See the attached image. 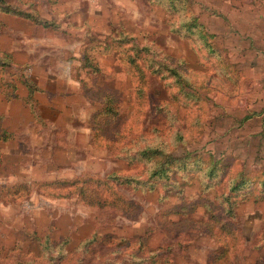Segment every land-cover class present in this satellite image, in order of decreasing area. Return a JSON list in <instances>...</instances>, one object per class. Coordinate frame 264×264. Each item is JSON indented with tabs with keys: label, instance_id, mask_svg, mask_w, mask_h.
I'll use <instances>...</instances> for the list:
<instances>
[{
	"label": "rangeland",
	"instance_id": "1",
	"mask_svg": "<svg viewBox=\"0 0 264 264\" xmlns=\"http://www.w3.org/2000/svg\"><path fill=\"white\" fill-rule=\"evenodd\" d=\"M184 4L0 0V264H264V0Z\"/></svg>",
	"mask_w": 264,
	"mask_h": 264
},
{
	"label": "trees",
	"instance_id": "2",
	"mask_svg": "<svg viewBox=\"0 0 264 264\" xmlns=\"http://www.w3.org/2000/svg\"><path fill=\"white\" fill-rule=\"evenodd\" d=\"M156 1L162 3L169 11H172L173 14L177 15L178 17H180V15L182 13L190 12V9L187 6H185L184 0H156ZM191 16H192V14L190 15V17ZM196 20H197V17H191L190 19H188L187 24L180 23V21H179L178 22L179 24L176 25V29L174 31L177 32V33L181 32V30L183 28L182 25L184 24V25H186L187 36L191 35L190 33L193 32L192 30L195 27H196V29L200 28V26L196 24ZM119 34L124 39L128 38V36H130L128 33L124 32V31L119 32ZM130 38L134 41V44H133L134 47L133 48H135L137 46L139 48V52H143L144 53V51L149 49V47L147 45H143V44L138 43L137 42L138 39L135 36H131ZM127 57H128V60L130 59L129 60V64L132 63L133 66H135L139 71H141V67L137 63V58H135L133 56V53L131 52ZM136 57H141V56H136ZM167 69L169 71H171L172 75L176 79L175 81L182 82L184 80L183 78H185V77L181 74L180 70H178L176 68H167ZM98 70H100V67H98ZM162 71H163L162 68L161 69L158 68V69H154L153 73L154 74L155 73H162ZM146 82H147V78L145 79V83H143V84L141 83L140 84V82H138L135 85V88H134V91H133V94H134L135 97H136V93L139 94L140 96H143L141 94V92H143L145 90V87L148 85V83H146ZM33 90H34V88H33ZM113 101H114L113 99H111V100L109 99L108 106L105 109L104 114H108L109 115L110 113L112 114V112H114L113 108L110 105V102H113ZM109 116H111V115H109ZM108 125H106V126H108ZM106 126H103L104 127L103 130L106 129ZM117 127H118V123L116 125V128ZM2 129H3L2 134L5 135L4 139L8 140L9 136L13 135V133L10 130L6 129V128H2ZM116 137H118V138H126V136L123 133H117L115 131V132H113V135H108L106 139H107V141L109 143L110 142L114 143V142H117L116 141V139H117ZM163 149L164 148L161 147V146L145 145L144 148H142V149L137 151V155L134 158L135 162H141L142 161L146 165L147 164L150 165V170L148 168V171H150L152 173L151 177L152 176H157V177H160V178H163L165 176H169V172H170V167H168V166L166 167L167 162L163 161L164 158H171L172 161H174L176 163L180 162L184 166L188 165V162L185 160V158H179L177 156H173L172 153L165 152ZM131 162H134V161H131ZM174 162H171V163H174ZM151 165H152V167H151ZM219 169H220L219 168V161L217 159L210 160L209 167L207 168L209 176L216 175L217 172L219 171ZM116 175L117 174H110L109 176H107V179L108 180H112L111 178H113V179H115L117 181H121V184H125V185L128 184L129 185L135 180V177H136L134 175L121 176L122 180H120L118 178V176H116ZM79 181L80 180H72V181L66 182V184H70L71 187H74V186H76L78 184L77 182H79ZM248 183H249V181L245 177L235 178V179H233L231 181L232 186H231L230 189H231L232 193L236 192V191H240ZM107 184H109V183L107 182ZM108 186H109V188H112L111 185H108ZM81 191L84 192L83 189ZM114 194H115V197L117 199H120L119 201L122 202V197L119 195L117 190H115ZM229 197H231V195L228 196V198ZM113 203H115V200H113ZM231 204H232V202H231ZM49 264H52V263H49Z\"/></svg>",
	"mask_w": 264,
	"mask_h": 264
},
{
	"label": "crops",
	"instance_id": "3",
	"mask_svg": "<svg viewBox=\"0 0 264 264\" xmlns=\"http://www.w3.org/2000/svg\"><path fill=\"white\" fill-rule=\"evenodd\" d=\"M257 82H258V80H257ZM257 82H256V84H258ZM37 86H38V85H37ZM263 92H264V91H263ZM249 95H250V96H253V95H254V91H252V93L249 94ZM255 95H256V94H255ZM256 96H259V95L257 94ZM260 97H261V96H260ZM260 99L262 100V98H260Z\"/></svg>",
	"mask_w": 264,
	"mask_h": 264
}]
</instances>
